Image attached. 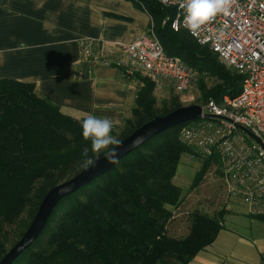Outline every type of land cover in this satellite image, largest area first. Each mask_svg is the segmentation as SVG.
I'll list each match as a JSON object with an SVG mask.
<instances>
[{
	"label": "trees",
	"instance_id": "obj_1",
	"mask_svg": "<svg viewBox=\"0 0 264 264\" xmlns=\"http://www.w3.org/2000/svg\"><path fill=\"white\" fill-rule=\"evenodd\" d=\"M134 1L145 5L168 54L216 80L211 86L205 78L198 81L204 105L210 98L239 93L241 76L230 65L187 29L172 28L175 8L158 0ZM134 75L140 81L118 141L182 106L174 97L172 106L164 103L158 109L157 82ZM69 111L42 95L34 83L0 78V259L9 250L7 226L15 225L21 237L30 224L20 219L23 214L32 220L49 189L116 145L93 152L91 141L82 136L81 122L88 115ZM194 121L147 140L113 169L62 198L39 238L12 264H189L217 239L228 212L225 205L218 207V198L214 202L207 195L213 202L205 200L207 205L188 210L184 229L172 224L186 196L173 178L181 159L193 155L180 132ZM196 158L201 166L190 191L202 184L212 166L222 175L217 156ZM249 215L264 220V215Z\"/></svg>",
	"mask_w": 264,
	"mask_h": 264
},
{
	"label": "crops",
	"instance_id": "obj_2",
	"mask_svg": "<svg viewBox=\"0 0 264 264\" xmlns=\"http://www.w3.org/2000/svg\"><path fill=\"white\" fill-rule=\"evenodd\" d=\"M152 24L145 5L134 0H0V78L34 83L66 109L122 118L132 109L139 77L89 58L82 41L128 43ZM230 233L224 227L189 264H264L263 243Z\"/></svg>",
	"mask_w": 264,
	"mask_h": 264
},
{
	"label": "built area",
	"instance_id": "obj_3",
	"mask_svg": "<svg viewBox=\"0 0 264 264\" xmlns=\"http://www.w3.org/2000/svg\"><path fill=\"white\" fill-rule=\"evenodd\" d=\"M158 1L175 8L171 20L175 31L188 30L180 6L184 0ZM192 36L241 76L240 91L222 94L220 100L210 98L203 105L205 121L184 126L180 139L192 148V157L221 160L219 178L228 199L240 197L248 214L264 215V0H229L227 13L217 14ZM82 43L85 54L105 66L140 73L158 86L168 81L179 91L191 90L196 70L166 52L153 26L128 43L101 39Z\"/></svg>",
	"mask_w": 264,
	"mask_h": 264
},
{
	"label": "rangeland",
	"instance_id": "obj_4",
	"mask_svg": "<svg viewBox=\"0 0 264 264\" xmlns=\"http://www.w3.org/2000/svg\"><path fill=\"white\" fill-rule=\"evenodd\" d=\"M208 50L212 51L211 48H209ZM219 59L222 60L220 56ZM203 78H205L208 86L214 85L216 82L214 78H211L209 75L205 77L204 73H202L199 70H196V75L193 80L191 90L189 91H179L172 83L168 81H164L160 83L159 86L157 85V88L155 90V94L158 99L157 108L159 109L162 105H164V103L168 104V106H172V99H174V97H176V99L178 100L179 102L178 104H181L182 106L190 105V104L204 105L205 102H203L202 100V91L198 86V81L200 79L202 80ZM70 111H69L70 113L77 112L75 110H70ZM122 115H124L122 116V118L121 116H117L116 118L110 119L113 123L112 135L115 138L123 132L122 130H124L123 129L124 120L125 118L130 117L131 110L129 109V111H126ZM76 116H78V114H76ZM198 119H195L194 123H196L197 121L200 122L205 121V119L202 118H198ZM198 160L199 159L192 157L190 155L183 157L178 165L176 175L173 178V182L179 187H181L183 193L186 194L182 206L179 208V210H177V212L175 211L176 219H173L175 221L172 222V224H174L173 226H175L176 223L177 224L180 223V225L184 224L183 227H185L187 222L184 219L186 214L188 213L187 212L188 210L191 211L195 207L198 208L199 205L200 206L207 205V202L205 200L215 202L216 201L215 199L218 198L217 201L218 207L220 205H225L226 208L228 209V212L225 214L223 222L225 228H227V230L231 232L230 233L231 238H235L234 236H232L233 233L240 236L241 238L255 242L257 245H259L258 247L262 246L264 244V220L248 216L246 213L248 210V205L243 201L242 198L240 197H231L229 199L227 198L228 194L225 191L223 184L221 185L222 179H220L218 177V174L216 175L215 172L217 166H212L206 172L205 178L202 181V184L198 188L192 191L189 190L191 184L194 181L196 173L201 166L200 161ZM219 188L221 190H219ZM207 195L213 197L212 199L213 201L210 200L209 196L207 197ZM226 199L228 200L227 204H225ZM20 219L29 220L30 223L33 220V219L32 220L29 219L26 213L23 214ZM29 225L30 224H28L27 228L29 227ZM27 228L24 230V233L27 230ZM7 230H8V244H9L8 249H10L21 237L19 236L17 237V231L15 225L7 226ZM169 230L171 232V228H169Z\"/></svg>",
	"mask_w": 264,
	"mask_h": 264
},
{
	"label": "water",
	"instance_id": "obj_5",
	"mask_svg": "<svg viewBox=\"0 0 264 264\" xmlns=\"http://www.w3.org/2000/svg\"><path fill=\"white\" fill-rule=\"evenodd\" d=\"M203 105L190 104L180 106L165 115H157L135 129L129 136L119 141L111 151L116 152L115 162L106 159V153L95 158L92 163L79 171L73 177L55 185L43 197L39 208L29 227L21 238L0 259V264H12L16 258L27 250L43 232L54 208L65 196L91 183L100 175L113 169L117 163L130 152L136 150L144 142L158 134L182 125L190 120L204 115ZM211 116V114H205Z\"/></svg>",
	"mask_w": 264,
	"mask_h": 264
},
{
	"label": "clouds",
	"instance_id": "obj_6",
	"mask_svg": "<svg viewBox=\"0 0 264 264\" xmlns=\"http://www.w3.org/2000/svg\"><path fill=\"white\" fill-rule=\"evenodd\" d=\"M184 10L188 30L192 35H196L202 25L208 22L217 14L227 13L229 0H184L180 5ZM82 136L85 140L91 141V150L100 152L107 149L109 145L118 144L119 141L112 135L113 123L108 118H101L90 114L81 122ZM115 151H108L106 159L115 162ZM84 156H88L87 150ZM88 163H92L89 159Z\"/></svg>",
	"mask_w": 264,
	"mask_h": 264
}]
</instances>
